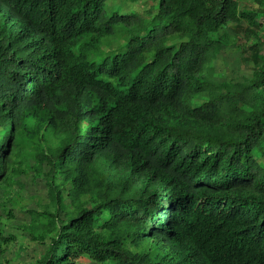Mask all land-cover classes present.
<instances>
[{
    "label": "trees",
    "instance_id": "obj_1",
    "mask_svg": "<svg viewBox=\"0 0 264 264\" xmlns=\"http://www.w3.org/2000/svg\"><path fill=\"white\" fill-rule=\"evenodd\" d=\"M107 1L0 0V191L45 179L34 264H264V0ZM241 33L251 76L217 83Z\"/></svg>",
    "mask_w": 264,
    "mask_h": 264
},
{
    "label": "rangeland",
    "instance_id": "obj_2",
    "mask_svg": "<svg viewBox=\"0 0 264 264\" xmlns=\"http://www.w3.org/2000/svg\"><path fill=\"white\" fill-rule=\"evenodd\" d=\"M151 3L147 0H111L107 1L108 7L121 9L122 12L129 13L135 11L138 15L144 13V10L150 7ZM155 7V6H153ZM243 9L253 11L256 9L251 1L243 5ZM260 24H264V20L260 19ZM232 23L227 25V34L232 33ZM259 36L264 40V29L257 30ZM240 37V39H238ZM248 37H251L250 35ZM245 34L234 36L237 47L226 48L215 60L212 65L214 71V79L217 83L243 82L245 78L251 76L252 64L246 61L250 54H245L247 46L256 40H246ZM259 42V41H258ZM107 49L122 54L125 51V45L121 41H113ZM242 51H244L242 53ZM203 100L204 97H201ZM259 163L264 166L263 159H259ZM33 166V162L30 163ZM48 169L44 167L43 172ZM20 184L14 185L18 189L17 199H4V194L8 191H0V234L5 239H10L8 243H4L0 238V264H34L43 256L46 247L32 242L27 234L23 231L24 227L30 222L27 211L31 209H40L48 204V188L44 177L36 175L31 170H26L25 174L19 179ZM12 187V188H14ZM11 239H13L11 241ZM86 264H98L96 262H86ZM105 264H111L106 262Z\"/></svg>",
    "mask_w": 264,
    "mask_h": 264
},
{
    "label": "bare ground",
    "instance_id": "obj_3",
    "mask_svg": "<svg viewBox=\"0 0 264 264\" xmlns=\"http://www.w3.org/2000/svg\"><path fill=\"white\" fill-rule=\"evenodd\" d=\"M74 52V51H73ZM86 59V58H85ZM72 64V63H71ZM77 64V63H76ZM43 65V64H42ZM140 65V64H139ZM117 67V66H116ZM75 71V70H74ZM89 72V71H88ZM61 77V76H60ZM80 80V79H79ZM153 80V79H152ZM60 81V80H59ZM85 83V82H84ZM122 86V85H121ZM79 91V90H78ZM23 100V99H22ZM108 101V100H107ZM20 103V102H19ZM48 110V109H47ZM62 110V108H61ZM127 114V113H126ZM174 114V113H173ZM123 120V119H122ZM137 122V121H136ZM57 123V122H56ZM126 123V122H125ZM124 129V128H123ZM127 141V140H126ZM257 152V151H256ZM235 196V195H234ZM185 220V219H184Z\"/></svg>",
    "mask_w": 264,
    "mask_h": 264
}]
</instances>
